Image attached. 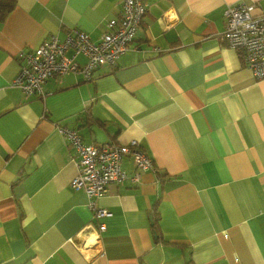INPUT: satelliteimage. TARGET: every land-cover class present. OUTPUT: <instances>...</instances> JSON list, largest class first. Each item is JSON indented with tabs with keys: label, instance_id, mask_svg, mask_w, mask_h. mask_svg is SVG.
<instances>
[{
	"label": "crops",
	"instance_id": "1",
	"mask_svg": "<svg viewBox=\"0 0 264 264\" xmlns=\"http://www.w3.org/2000/svg\"><path fill=\"white\" fill-rule=\"evenodd\" d=\"M122 1L15 0L0 21V264H264V78L224 36L228 5L264 0H144L129 47L91 80L50 77L42 97L11 84L21 50L70 28L98 40ZM59 126L136 140L154 166L123 157L97 219Z\"/></svg>",
	"mask_w": 264,
	"mask_h": 264
},
{
	"label": "built area",
	"instance_id": "2",
	"mask_svg": "<svg viewBox=\"0 0 264 264\" xmlns=\"http://www.w3.org/2000/svg\"><path fill=\"white\" fill-rule=\"evenodd\" d=\"M146 7L144 0H123L119 17L107 21L98 40L91 39L82 30L70 28L63 30V38L53 34L36 48L21 50L17 57L19 70L11 84L25 96L42 97L43 84L50 77L71 72L80 73L84 80H91L97 68L113 65L129 47ZM255 8L254 4L243 2L228 5L224 11V36L231 48L242 51L246 66L260 79L264 78V13H253ZM76 55L84 56L85 61L77 62ZM58 128L68 141L77 164V173L70 185L85 193L88 208L97 219L110 215V212L97 206L96 200L107 191L109 184L121 185L127 178L121 166L123 157H131L138 170L154 166L136 140L124 144H89L81 140L75 129ZM104 229L105 224L98 222V233Z\"/></svg>",
	"mask_w": 264,
	"mask_h": 264
},
{
	"label": "trees",
	"instance_id": "3",
	"mask_svg": "<svg viewBox=\"0 0 264 264\" xmlns=\"http://www.w3.org/2000/svg\"><path fill=\"white\" fill-rule=\"evenodd\" d=\"M14 5H15V0H0V21L7 16V14L12 10ZM153 227H154V231H156V227L154 225Z\"/></svg>",
	"mask_w": 264,
	"mask_h": 264
},
{
	"label": "rangeland",
	"instance_id": "4",
	"mask_svg": "<svg viewBox=\"0 0 264 264\" xmlns=\"http://www.w3.org/2000/svg\"><path fill=\"white\" fill-rule=\"evenodd\" d=\"M100 232H102V231H100Z\"/></svg>",
	"mask_w": 264,
	"mask_h": 264
}]
</instances>
